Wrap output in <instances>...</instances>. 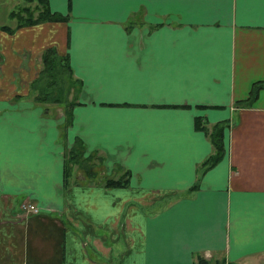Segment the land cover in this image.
Returning a JSON list of instances; mask_svg holds the SVG:
<instances>
[{"label": "crops", "instance_id": "obj_1", "mask_svg": "<svg viewBox=\"0 0 264 264\" xmlns=\"http://www.w3.org/2000/svg\"><path fill=\"white\" fill-rule=\"evenodd\" d=\"M47 3L0 27V264H264V0Z\"/></svg>", "mask_w": 264, "mask_h": 264}, {"label": "trees", "instance_id": "obj_2", "mask_svg": "<svg viewBox=\"0 0 264 264\" xmlns=\"http://www.w3.org/2000/svg\"><path fill=\"white\" fill-rule=\"evenodd\" d=\"M27 4L21 5L18 9L9 11L10 17H15L16 24H2L0 27L9 31L22 25H29L48 19L62 18L57 13L50 11L47 0H26ZM33 3V4H31ZM37 82L41 83V89L38 91V98L41 101L64 104L65 108L72 104L74 94L75 78L66 61L65 54H58L54 47H47L41 54V68L37 75ZM71 94V96H70ZM198 119V118H197ZM199 123V119L197 120ZM222 129H212L210 132L213 152L204 160V164L214 163L224 152ZM106 184H122L119 179H108Z\"/></svg>", "mask_w": 264, "mask_h": 264}, {"label": "rangeland", "instance_id": "obj_3", "mask_svg": "<svg viewBox=\"0 0 264 264\" xmlns=\"http://www.w3.org/2000/svg\"><path fill=\"white\" fill-rule=\"evenodd\" d=\"M23 4H27L26 0H0V23L13 24L16 19L15 17H11L13 18L11 19L10 16H8L9 11L12 9H18ZM54 108L57 110V107ZM90 159L92 162H96L92 158Z\"/></svg>", "mask_w": 264, "mask_h": 264}, {"label": "built area", "instance_id": "obj_4", "mask_svg": "<svg viewBox=\"0 0 264 264\" xmlns=\"http://www.w3.org/2000/svg\"><path fill=\"white\" fill-rule=\"evenodd\" d=\"M22 209L36 211L37 207H35L33 204H29V203L24 202V203H22Z\"/></svg>", "mask_w": 264, "mask_h": 264}]
</instances>
